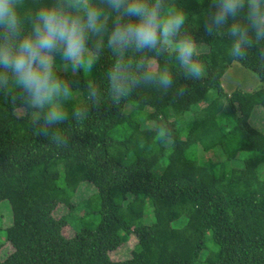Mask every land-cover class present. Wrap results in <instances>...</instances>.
Here are the masks:
<instances>
[{
    "label": "trees",
    "instance_id": "16d2710c",
    "mask_svg": "<svg viewBox=\"0 0 264 264\" xmlns=\"http://www.w3.org/2000/svg\"><path fill=\"white\" fill-rule=\"evenodd\" d=\"M44 2L25 0L22 15ZM177 3L197 45L207 46L196 60L200 79H184L173 58L167 92L138 88L120 106H89L85 123L59 125L67 149L37 134L33 113L10 102L14 87L0 91V202L11 214L1 226L11 251L0 264H264V133L247 118L264 112V65L257 49L237 60L227 36L205 35L211 0ZM112 60L105 48L91 73H59L79 91L69 112L86 103L87 82L106 87ZM234 62L262 87L226 94L221 78ZM161 118L172 129L163 141ZM133 204L139 216L127 214ZM130 239L125 258L111 259Z\"/></svg>",
    "mask_w": 264,
    "mask_h": 264
},
{
    "label": "clouds",
    "instance_id": "9594fccd",
    "mask_svg": "<svg viewBox=\"0 0 264 264\" xmlns=\"http://www.w3.org/2000/svg\"><path fill=\"white\" fill-rule=\"evenodd\" d=\"M24 7L25 0H0V91L15 88L10 102L33 113L37 134L58 150L69 148L59 125L85 123L89 106H120L142 87L167 92L173 58L184 79H200L197 42L177 0H45L28 16ZM203 20L205 35L228 37L234 59H246L255 48L264 65V0H211ZM105 48L113 58L106 87L87 82L86 103L69 112L79 91L59 73H91ZM150 59L163 66L150 68ZM156 133L161 141L171 138L163 118Z\"/></svg>",
    "mask_w": 264,
    "mask_h": 264
},
{
    "label": "rangeland",
    "instance_id": "374dc122",
    "mask_svg": "<svg viewBox=\"0 0 264 264\" xmlns=\"http://www.w3.org/2000/svg\"><path fill=\"white\" fill-rule=\"evenodd\" d=\"M198 52H201L203 49H207V46H198ZM169 50H174L173 48H169ZM203 71L201 72V74ZM221 87L224 90L226 94H230L231 92L238 90L245 93H250L253 91H257L262 87V83L259 81V78L256 74L249 71L248 69H245L238 63L234 62L229 67V69L224 73V75L221 78ZM213 95V92L209 93V98ZM244 113V112H243ZM247 116V114L245 113ZM248 120L251 123V125L257 129L260 132L264 133V112L257 108L253 110L250 114H248ZM151 125V124H150ZM192 141V139H191ZM256 165L255 162H248L247 168L251 169ZM202 168H205L204 166H201ZM236 173H234L233 177L235 178ZM208 174L207 171L204 169L199 170V180L203 184L208 183ZM57 211V210H56ZM127 214H135L140 215V207L137 205H131L129 208L126 209ZM56 213V212H55ZM261 220L264 221V217H261ZM11 221V214L10 209L8 206V203L6 201L0 202V259H4L6 255L11 251V247L8 245V243L5 240V235L2 224H8ZM72 219L67 218V222L70 223ZM65 233H70L69 228L67 227L65 229ZM132 246V240L130 239L126 245H124L121 249L113 251L109 254L110 258L119 261L123 258H125V255H127V251L129 252L130 247Z\"/></svg>",
    "mask_w": 264,
    "mask_h": 264
},
{
    "label": "crops",
    "instance_id": "0c3cea01",
    "mask_svg": "<svg viewBox=\"0 0 264 264\" xmlns=\"http://www.w3.org/2000/svg\"><path fill=\"white\" fill-rule=\"evenodd\" d=\"M202 51H205V49H203Z\"/></svg>",
    "mask_w": 264,
    "mask_h": 264
}]
</instances>
